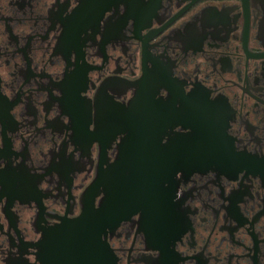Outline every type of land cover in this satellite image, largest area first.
<instances>
[{
  "label": "flooded vegetation",
  "instance_id": "af4514ba",
  "mask_svg": "<svg viewBox=\"0 0 264 264\" xmlns=\"http://www.w3.org/2000/svg\"><path fill=\"white\" fill-rule=\"evenodd\" d=\"M84 212L115 264H264V0H0V264H82Z\"/></svg>",
  "mask_w": 264,
  "mask_h": 264
},
{
  "label": "water",
  "instance_id": "95a60500",
  "mask_svg": "<svg viewBox=\"0 0 264 264\" xmlns=\"http://www.w3.org/2000/svg\"><path fill=\"white\" fill-rule=\"evenodd\" d=\"M149 178L146 176V183L149 182ZM163 178L161 175H156L155 182L161 183ZM99 224L98 221L89 223L84 212L75 220H63L51 228L47 237L51 238L52 242L66 243V247L77 249V252L74 253L77 257L84 258L82 264H115L110 250H107V247L99 240L97 234ZM86 249L92 250L87 251ZM72 255L73 253L70 254V256Z\"/></svg>",
  "mask_w": 264,
  "mask_h": 264
}]
</instances>
